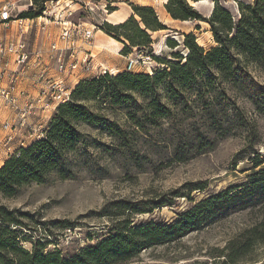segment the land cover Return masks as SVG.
<instances>
[{
    "label": "rangeland",
    "instance_id": "374dc122",
    "mask_svg": "<svg viewBox=\"0 0 264 264\" xmlns=\"http://www.w3.org/2000/svg\"><path fill=\"white\" fill-rule=\"evenodd\" d=\"M6 1L9 2L0 0V8ZM46 1L49 0H19L8 21L0 20V46L21 37L30 53L27 64L6 68L12 63L9 61L0 70L4 84L15 88V100L20 102L15 120L17 113L0 101V168L18 150L45 136L57 109L70 100L80 81L106 73L127 72V57L142 51L152 57L150 63H153L137 65L128 72L152 75L154 70L165 66L157 58L176 62L174 53L182 56L187 53L182 32L194 33L207 51L218 45L209 23L186 22L171 16L166 30L151 34L150 47H132L126 54L122 46L127 43L124 37L117 38L104 29L106 24L116 25L110 18L121 15L117 11L119 7L110 9L109 13L100 10L101 7L93 11L78 10L74 19L83 20L89 27L100 19L107 18L109 22L98 26L89 42L78 39L75 51L81 64L60 71L58 58L50 56L52 45L58 48L63 45L59 41L60 26L37 20L44 13ZM254 2L207 0L196 3L194 8L210 17L219 4L238 20L240 5ZM127 4L131 6V16L135 15L130 0L122 6L128 7ZM70 6L78 7L75 2ZM25 12L31 15L23 16ZM97 35L112 46H101ZM170 39L178 46L171 47ZM35 51L39 52V58L33 57ZM87 54L90 56L85 64ZM209 71L206 75L213 76L210 87L197 83L174 94L160 85L154 96L128 91V100L121 104L98 98L84 101L101 123L79 126L83 139L80 151L70 156L75 177L53 176L45 183L32 182L11 197L0 192V205L14 211L15 217L23 222L17 228L25 235L22 245L32 251L40 242L45 252L60 250L63 255H70L98 244L112 227L128 217L130 226L171 224L199 201L237 185H248L253 173L264 168V68L243 59L236 80L229 81ZM53 87L68 94L65 102L53 97L57 93ZM154 98L159 100L162 112L150 117ZM29 101L33 103L25 107ZM19 117H25L24 125ZM119 201H144L149 208L155 207L143 213L125 212L118 210ZM263 216L261 199L246 208L231 206L172 242L145 248L126 264H213L230 240L260 222ZM253 255L257 264L262 263L264 244L256 245ZM216 262L221 264L219 260Z\"/></svg>",
    "mask_w": 264,
    "mask_h": 264
},
{
    "label": "trees",
    "instance_id": "16d2710c",
    "mask_svg": "<svg viewBox=\"0 0 264 264\" xmlns=\"http://www.w3.org/2000/svg\"><path fill=\"white\" fill-rule=\"evenodd\" d=\"M165 7L174 19L209 23L218 45L207 51L197 42L194 33L182 32L187 49L183 55L184 61L182 55L174 53L173 57L178 58L176 62L157 58L159 64L165 66L154 70L152 75L127 71L117 75L106 73L80 81L72 91L70 100L57 109L45 136L28 148L18 150L0 168V192L4 196H14L22 186L32 182L45 183L53 176L60 179L75 177L74 161L70 156L80 151L79 145L83 139L79 126L101 123L98 115L89 112L84 104L88 99H110L115 104H121L128 100V91L148 97L156 95L160 85L174 94L197 83L210 87L213 76L212 73L206 75L209 70L220 74L224 81L236 80L243 59L264 68V0L241 4V17L238 20L219 4L215 5L210 17L200 13L188 0H168ZM133 8L138 20L132 15L122 23L106 24L104 27L115 37H124L127 43L123 51L126 54L132 47L147 49L153 43L151 34L168 28L160 21L153 7L134 5ZM28 15L31 13H23V16ZM169 44L171 47L178 46L173 39L169 40ZM152 101L150 117L162 112L158 106L159 100L154 98ZM251 177L248 185H237L234 189L199 201L171 224L130 226L128 217L112 227L98 244L70 255H63L60 250L45 252L40 242L34 245L32 251L26 249L22 245L25 235L22 229H17L23 222L15 217L14 211L0 205V264H126L140 256L145 248L172 242L231 206L246 208L256 205L260 199L264 200V168L255 171ZM117 206H120L118 210L132 213L152 211L155 207L149 208L144 201H119ZM258 244H264V216L260 222L230 240L221 254L216 255L220 259H215L213 264H217L216 260L221 264H257L253 251ZM260 264H264V261Z\"/></svg>",
    "mask_w": 264,
    "mask_h": 264
},
{
    "label": "built area",
    "instance_id": "2783aa9c",
    "mask_svg": "<svg viewBox=\"0 0 264 264\" xmlns=\"http://www.w3.org/2000/svg\"><path fill=\"white\" fill-rule=\"evenodd\" d=\"M9 2H5L1 8L0 20L7 22L10 14L14 11L18 6L19 0H8ZM21 1V0H20ZM76 3L78 5L77 9H71V3ZM129 0H49L44 2L45 8L43 15L39 16L37 20H42L45 24L48 22L54 23L60 26V35L59 41L63 44L61 47H57L52 45L51 54L52 58H58V66L60 67V71H66L65 69L70 66L71 68H77L81 62L78 59V53L75 51L76 41L78 39L86 40L89 42L95 35V30L98 26L103 25L105 22H109L107 18L100 19L97 24H92V27L86 25V22L79 19H74V14L78 10H86L93 11L95 8H100V10L105 13H109L110 9H117L122 4L128 3ZM63 3V4H62ZM113 10V11H114ZM24 41V39H23ZM0 46V70H3L9 61L12 63L7 65L6 68H12L14 65L19 64H27L29 61V51L27 50V44H24L21 41V37L19 40H10L6 41L4 44ZM89 52V51H88ZM39 52H34L33 57L39 58ZM89 54H87L86 59L83 60V63L87 64ZM147 60V61H146ZM152 60L151 56H145L144 52L139 53L137 56L129 55L127 57V70H133L137 65H146L147 63L151 64ZM70 62V63H69ZM19 63V64H18ZM69 63V64H68ZM5 68V69H6ZM5 79V78H4ZM4 79L0 77V101L3 104L11 107L13 112H16L15 120H18V113L20 109V102L15 100V88L8 87L4 84ZM11 79V78H10ZM13 82V80L11 79ZM57 93L54 94L55 99H59V102H65L67 93H64L58 87ZM61 91V92H60ZM60 92V93H58ZM33 101H29L25 103V107L30 106ZM26 112L30 113L29 109H25ZM22 121V125L25 124V117H19ZM6 125V127H8Z\"/></svg>",
    "mask_w": 264,
    "mask_h": 264
},
{
    "label": "crops",
    "instance_id": "0c3cea01",
    "mask_svg": "<svg viewBox=\"0 0 264 264\" xmlns=\"http://www.w3.org/2000/svg\"><path fill=\"white\" fill-rule=\"evenodd\" d=\"M202 1L203 0H199V1H196V3L197 4H201ZM167 2H168V0H130V3L133 4V5L151 6V7H153L157 11L160 21L165 26H169V21L171 20L170 19L171 15L168 13V11H167V9L165 7V4ZM128 7H130V9ZM128 7L121 5L119 7L120 9L117 10V11H121V15H116L114 19L110 18V21L112 23L116 24L115 21L119 23V22H123L124 20L129 18L131 16V14H132V10H131V6L130 5H128ZM116 12L112 13L111 17H114L113 15H115ZM112 20H114V22ZM189 32L190 31H187L186 33H189ZM97 36H99V35H97ZM97 41L100 42L101 46H103V47L108 48L109 45L112 46V44L109 41H107V39H104L103 36H99L97 38ZM114 42L117 43V44L119 43L116 40ZM122 46H124V44H122ZM110 65H112V64H110ZM113 72H115V71H113Z\"/></svg>",
    "mask_w": 264,
    "mask_h": 264
},
{
    "label": "bare ground",
    "instance_id": "6f19581e",
    "mask_svg": "<svg viewBox=\"0 0 264 264\" xmlns=\"http://www.w3.org/2000/svg\"><path fill=\"white\" fill-rule=\"evenodd\" d=\"M189 2H190V4L193 5V6L196 5V2H195L194 0H193V1H192V0H189ZM202 2L205 3V2H207V0H203ZM112 21L114 22V20H112ZM121 21H122V20H121ZM115 23L118 24V22H116V21H115ZM119 23H120V22H119Z\"/></svg>",
    "mask_w": 264,
    "mask_h": 264
},
{
    "label": "water",
    "instance_id": "95a60500",
    "mask_svg": "<svg viewBox=\"0 0 264 264\" xmlns=\"http://www.w3.org/2000/svg\"><path fill=\"white\" fill-rule=\"evenodd\" d=\"M210 15H211V14H210ZM210 15H209V16H210Z\"/></svg>",
    "mask_w": 264,
    "mask_h": 264
}]
</instances>
